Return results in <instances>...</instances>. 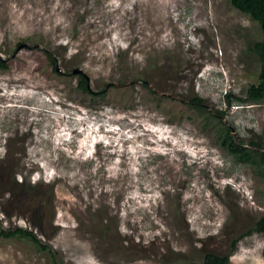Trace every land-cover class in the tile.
Instances as JSON below:
<instances>
[{
	"label": "rangeland",
	"instance_id": "rangeland-1",
	"mask_svg": "<svg viewBox=\"0 0 264 264\" xmlns=\"http://www.w3.org/2000/svg\"><path fill=\"white\" fill-rule=\"evenodd\" d=\"M261 36L231 0H0V232L54 253L0 264H264Z\"/></svg>",
	"mask_w": 264,
	"mask_h": 264
},
{
	"label": "trees",
	"instance_id": "trees-1",
	"mask_svg": "<svg viewBox=\"0 0 264 264\" xmlns=\"http://www.w3.org/2000/svg\"><path fill=\"white\" fill-rule=\"evenodd\" d=\"M231 3L241 10L250 15L252 19L257 21L259 28L261 30V38L255 40L251 44H248V50L253 52L258 58V67L256 72V81H253L249 84L247 88V94L250 97L256 99L264 98V0H231ZM47 55L51 62L56 65V56L52 51H48ZM8 59L0 55V68H8ZM80 83L79 86L83 91L91 92L89 88V81L87 77L83 74H80ZM191 105L196 106L200 110L205 109L204 98L202 96L196 95L191 98ZM218 110L216 113H212L209 110V116L218 115ZM208 116V118H209ZM222 123L223 120L220 119ZM223 126L221 130L217 129L219 140L222 144L227 145L229 150L232 152H238L243 150L244 148L240 147V144L235 139V137L231 134V130L228 126L222 123ZM264 159V152H262ZM258 230L264 232V219L259 221ZM0 234H3L7 237L9 236H20L26 237L33 240L36 244L40 246V248L48 249L53 255L54 253L51 251L52 249L47 243H44L42 239L37 235L34 230L25 228L22 226L14 227L9 230H2ZM229 261V255H222L217 253H207L205 258L202 261H189L186 264H227ZM54 264H59L57 260L54 261Z\"/></svg>",
	"mask_w": 264,
	"mask_h": 264
},
{
	"label": "water",
	"instance_id": "water-1",
	"mask_svg": "<svg viewBox=\"0 0 264 264\" xmlns=\"http://www.w3.org/2000/svg\"><path fill=\"white\" fill-rule=\"evenodd\" d=\"M74 72H82L80 68H75Z\"/></svg>",
	"mask_w": 264,
	"mask_h": 264
},
{
	"label": "flooded vegetation",
	"instance_id": "flooded-vegetation-1",
	"mask_svg": "<svg viewBox=\"0 0 264 264\" xmlns=\"http://www.w3.org/2000/svg\"><path fill=\"white\" fill-rule=\"evenodd\" d=\"M82 74V72H80Z\"/></svg>",
	"mask_w": 264,
	"mask_h": 264
},
{
	"label": "bare ground",
	"instance_id": "bare-ground-1",
	"mask_svg": "<svg viewBox=\"0 0 264 264\" xmlns=\"http://www.w3.org/2000/svg\"><path fill=\"white\" fill-rule=\"evenodd\" d=\"M55 147V146H54ZM90 156V155H89Z\"/></svg>",
	"mask_w": 264,
	"mask_h": 264
},
{
	"label": "clouds",
	"instance_id": "clouds-1",
	"mask_svg": "<svg viewBox=\"0 0 264 264\" xmlns=\"http://www.w3.org/2000/svg\"><path fill=\"white\" fill-rule=\"evenodd\" d=\"M83 74V73H82Z\"/></svg>",
	"mask_w": 264,
	"mask_h": 264
}]
</instances>
